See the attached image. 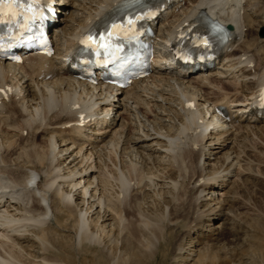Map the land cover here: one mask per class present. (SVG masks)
I'll use <instances>...</instances> for the list:
<instances>
[{
	"label": "bare ground",
	"instance_id": "1",
	"mask_svg": "<svg viewBox=\"0 0 264 264\" xmlns=\"http://www.w3.org/2000/svg\"><path fill=\"white\" fill-rule=\"evenodd\" d=\"M121 1L45 0L56 14L49 27L55 55L0 62V264H55L48 252L66 245L54 232L73 248L119 238L127 228L120 204L106 198L108 165L118 194L133 186L148 208L158 200L166 211L178 186L188 182L204 205L197 223L231 217L222 206L233 195L222 190L246 173L239 167L249 149L244 135L255 139L264 132L248 113L255 88L264 83V0H162L163 11L150 22L159 53L152 73L127 89L90 86L69 75L67 64L82 34L104 33ZM205 15L231 34L214 69L190 73L161 53L179 36L198 35L196 20ZM124 19L120 30L134 16ZM217 105L225 106L227 120L214 116ZM121 241L129 244L127 236ZM195 256L189 251L181 264H198Z\"/></svg>",
	"mask_w": 264,
	"mask_h": 264
},
{
	"label": "rangeland",
	"instance_id": "2",
	"mask_svg": "<svg viewBox=\"0 0 264 264\" xmlns=\"http://www.w3.org/2000/svg\"><path fill=\"white\" fill-rule=\"evenodd\" d=\"M71 10L70 7L65 15H61L62 18H67ZM260 30L264 36V27ZM244 136V144L249 149L246 150L248 153L244 152L246 155L243 153V164L241 162L239 167L246 173L233 176L230 179L232 182L222 190H229L233 195V198L222 206L232 218L218 220L212 225H202L201 221L197 223L199 212L204 205L194 198V191L188 182L178 186L175 203L173 202V206L166 211L162 210V204L158 200H153L154 205L157 202L156 205L148 208L143 200L144 196L141 197L133 186L126 192L128 196L118 194L116 181H112L115 171L112 172L113 167L108 165L106 178L109 183L106 181V187L109 190L107 189L106 198L111 200L113 205L120 204L117 207L120 209L123 226L127 229L114 240L98 237L92 242L80 244L77 248H73L68 239L60 237L59 232H54L57 243L63 240L60 244L66 246L62 249L55 247V250L48 252V256L55 264H181V257L191 251L196 258L200 255L198 264H264V132L255 139ZM207 143L206 140L204 144L207 146ZM190 166L189 162L183 169L187 172ZM208 169L207 171L212 172L213 168ZM115 177L116 175L114 179ZM218 198L225 199L220 195ZM119 200L120 202H117ZM69 211L70 209L64 214L72 215V211ZM173 220L176 223L170 226L169 223ZM139 228L143 232H133ZM124 236H127L129 241L126 246L121 241Z\"/></svg>",
	"mask_w": 264,
	"mask_h": 264
},
{
	"label": "snow or ice",
	"instance_id": "3",
	"mask_svg": "<svg viewBox=\"0 0 264 264\" xmlns=\"http://www.w3.org/2000/svg\"><path fill=\"white\" fill-rule=\"evenodd\" d=\"M139 2V0H137ZM17 5L23 6L21 0H0V17L12 16L13 19L16 17L17 13L14 11ZM4 21L0 19V23ZM132 20H128L127 24H132ZM123 26L117 23H112L110 29L106 33H100L97 37H93L92 35L86 36L81 40V44L84 45L85 48L97 50V49H107L110 47L111 39L117 34V32ZM198 46L207 47L208 40L205 38H201Z\"/></svg>",
	"mask_w": 264,
	"mask_h": 264
}]
</instances>
